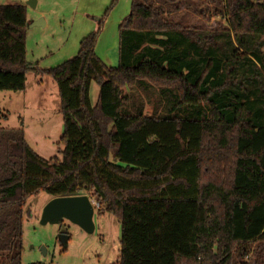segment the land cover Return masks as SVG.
<instances>
[{
    "label": "trees",
    "instance_id": "trees-1",
    "mask_svg": "<svg viewBox=\"0 0 264 264\" xmlns=\"http://www.w3.org/2000/svg\"><path fill=\"white\" fill-rule=\"evenodd\" d=\"M171 1L131 0L116 67L94 52L112 0L78 52L49 69L26 60L25 6L0 4V91L50 77L63 124L48 159L22 128L0 127L3 264H20L24 206L40 191H87L115 216V264H264V0H223L224 29L170 19ZM148 84L163 98L157 115L128 107Z\"/></svg>",
    "mask_w": 264,
    "mask_h": 264
},
{
    "label": "rangeland",
    "instance_id": "rangeland-1",
    "mask_svg": "<svg viewBox=\"0 0 264 264\" xmlns=\"http://www.w3.org/2000/svg\"><path fill=\"white\" fill-rule=\"evenodd\" d=\"M27 1L0 0V4L22 3L26 8L28 25L39 18L43 19L42 26L26 27V60L38 61V65L43 68L55 66L64 60V57L62 59L60 57L63 52L56 56L55 49L69 37L72 28L68 19L69 9L66 7V12L63 10L59 5L62 3L61 0H36L34 7L26 5ZM222 6L223 0H172L165 9L171 13L170 19L181 20L187 25L224 29L226 20L220 14ZM35 78L32 73L26 75L27 88L23 92L0 91V127L22 128L28 145L37 155L44 159L55 155L59 157L57 148L61 147L58 146V141L63 124L59 112L57 87L48 76L37 77L36 79H40L37 83ZM97 95L98 86L92 81L89 89L92 105L95 104ZM130 97L129 108L135 103L134 105L143 106V113L146 115L163 112V98L159 96L158 89L151 84L145 88L134 87ZM79 195H87L91 201H97L87 191H82ZM50 199L51 197L42 191L26 199L20 264L116 263L120 226L115 216L105 211L98 203V208H94L93 233H86L65 219L59 224H41L42 209ZM61 234L68 235L66 246L60 241ZM0 264H3L2 261Z\"/></svg>",
    "mask_w": 264,
    "mask_h": 264
},
{
    "label": "crops",
    "instance_id": "crops-1",
    "mask_svg": "<svg viewBox=\"0 0 264 264\" xmlns=\"http://www.w3.org/2000/svg\"><path fill=\"white\" fill-rule=\"evenodd\" d=\"M61 1L62 3L59 5L63 8V10L66 12V7L69 9L68 19L70 20L72 26V30L70 29L69 31V37H67L66 40L55 49V52L57 53L56 56L63 52V54L60 56L61 59L64 57V60H62L63 62L73 57L74 54L78 52L80 40L89 32L96 29L98 20L102 17L103 12L109 6L112 0ZM20 5H22V3ZM130 5L131 0H117L108 15L104 18V26H102V31H100L97 37L94 52L106 66L116 67L118 65V26L121 20L128 15L130 11ZM30 63H37L38 65V61ZM38 67L40 66L38 65ZM47 67L48 68H40L49 69L54 66ZM36 78L35 83L38 82L37 80L40 81V79Z\"/></svg>",
    "mask_w": 264,
    "mask_h": 264
},
{
    "label": "water",
    "instance_id": "water-1",
    "mask_svg": "<svg viewBox=\"0 0 264 264\" xmlns=\"http://www.w3.org/2000/svg\"><path fill=\"white\" fill-rule=\"evenodd\" d=\"M36 0H28L26 4L34 7ZM44 21L39 18L28 26H42ZM94 207L87 195L58 196L51 198L42 209L40 216L41 224H59L68 220L77 225L86 233H93L95 224L93 221ZM68 235L61 234L60 241L66 246Z\"/></svg>",
    "mask_w": 264,
    "mask_h": 264
},
{
    "label": "built area",
    "instance_id": "built-area-1",
    "mask_svg": "<svg viewBox=\"0 0 264 264\" xmlns=\"http://www.w3.org/2000/svg\"><path fill=\"white\" fill-rule=\"evenodd\" d=\"M92 204H93V207H94V208H98V202H97V201H95V200L92 201Z\"/></svg>",
    "mask_w": 264,
    "mask_h": 264
}]
</instances>
